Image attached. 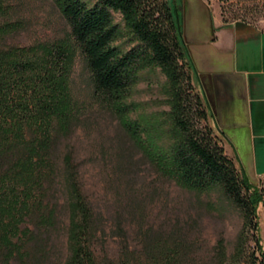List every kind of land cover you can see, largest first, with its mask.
<instances>
[{"label":"rangeland","instance_id":"1","mask_svg":"<svg viewBox=\"0 0 264 264\" xmlns=\"http://www.w3.org/2000/svg\"><path fill=\"white\" fill-rule=\"evenodd\" d=\"M81 1L89 6L94 0ZM203 1L220 22L241 19L248 24L244 26L264 31V0ZM114 17L119 21L118 14ZM0 29V49L9 45L43 49L53 43L66 47V91L71 109L64 129L52 122L55 140L51 166L33 185L27 210L18 224L28 234L19 240L10 236L14 244L9 253L0 248V264H62L67 212L61 157L66 150L71 151L76 163L77 181L88 206L86 240L96 264H117L120 248L134 250L158 239L169 244L186 240L184 251L189 255L182 264H213L218 253L215 240L222 239L219 250L230 259L238 248L240 234L239 264H246L253 242L239 209L217 186L192 191L159 169L157 161L161 157L156 154L166 152L172 125L168 117L169 88L158 67L139 69L126 90L111 99L94 91L90 72L69 37L57 0H0ZM125 40L122 37L116 43L126 48ZM239 49L240 44V57L249 51L253 59L258 58V44ZM191 84L196 89L192 76ZM250 127L256 133L253 120ZM259 133L251 142L255 167L264 165V127ZM223 150L227 156L232 155L225 143ZM258 186L264 190V182H258ZM48 209L53 211L52 220L42 221L41 215ZM257 214L264 251V193Z\"/></svg>","mask_w":264,"mask_h":264},{"label":"trees","instance_id":"2","mask_svg":"<svg viewBox=\"0 0 264 264\" xmlns=\"http://www.w3.org/2000/svg\"><path fill=\"white\" fill-rule=\"evenodd\" d=\"M69 30V37L90 72L94 91L117 98L133 82L139 69L158 67L170 93L171 136L166 152L157 163L167 177L192 191L217 186L226 200L239 209L243 225L253 242L246 264H264L258 236V206L264 190V172L251 182L236 155L227 156V139L211 124L203 94L191 84L193 74L182 36L179 12L167 0H57ZM119 15V21L114 15ZM223 24L228 23L222 20ZM236 25H248L235 19ZM3 30V29H0ZM125 38L126 48L116 43ZM67 49L60 43L38 47L9 45L0 49V248L10 252V236L28 234L19 228L27 210L32 187L50 168V151L59 129L68 124L71 109L66 91ZM203 124L200 126L199 123ZM137 144L140 142L136 139ZM155 156V157H156ZM154 160V159H153ZM61 178L66 192V256L62 264H96L87 244L89 210L77 181L71 151L61 157ZM46 210L41 220H52ZM242 237L230 259L215 240L213 264H239ZM185 240L169 244L158 239L138 249L120 248L117 264H182L189 253ZM20 253V252H18Z\"/></svg>","mask_w":264,"mask_h":264},{"label":"crops","instance_id":"3","mask_svg":"<svg viewBox=\"0 0 264 264\" xmlns=\"http://www.w3.org/2000/svg\"><path fill=\"white\" fill-rule=\"evenodd\" d=\"M177 7L193 68L191 76L208 104L210 122L257 183L264 165L255 167L251 142L264 127V31L223 24L203 0H181ZM238 44L239 50L258 44V58L253 59L249 51L240 57ZM252 120L256 133L250 127Z\"/></svg>","mask_w":264,"mask_h":264},{"label":"flooded vegetation","instance_id":"4","mask_svg":"<svg viewBox=\"0 0 264 264\" xmlns=\"http://www.w3.org/2000/svg\"><path fill=\"white\" fill-rule=\"evenodd\" d=\"M179 1H181V0H179ZM169 2H173V7H176L177 8V11H178V7H177V5H176V0H169ZM171 5V6H172ZM179 15H180V13H179ZM180 19H181V15H180Z\"/></svg>","mask_w":264,"mask_h":264},{"label":"water","instance_id":"5","mask_svg":"<svg viewBox=\"0 0 264 264\" xmlns=\"http://www.w3.org/2000/svg\"><path fill=\"white\" fill-rule=\"evenodd\" d=\"M244 172L246 173L248 179L252 180V176H251V174H250L249 172L245 171V170H244Z\"/></svg>","mask_w":264,"mask_h":264}]
</instances>
